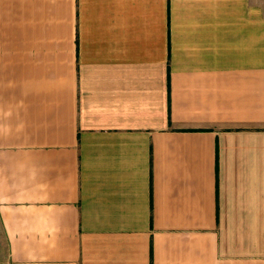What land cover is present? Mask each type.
Returning a JSON list of instances; mask_svg holds the SVG:
<instances>
[{"label":"crops","instance_id":"1","mask_svg":"<svg viewBox=\"0 0 264 264\" xmlns=\"http://www.w3.org/2000/svg\"><path fill=\"white\" fill-rule=\"evenodd\" d=\"M0 264H264V0H0Z\"/></svg>","mask_w":264,"mask_h":264}]
</instances>
